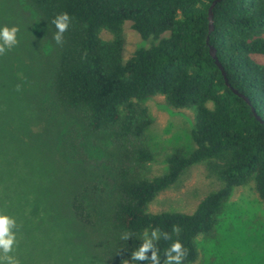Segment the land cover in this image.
<instances>
[{
  "label": "trees",
  "instance_id": "1",
  "mask_svg": "<svg viewBox=\"0 0 264 264\" xmlns=\"http://www.w3.org/2000/svg\"><path fill=\"white\" fill-rule=\"evenodd\" d=\"M212 1L0 0V25L19 28L18 44L0 55L13 61L0 85V113L7 112L6 99L19 98L29 129L44 124L35 130L32 153L54 161L52 137L43 133L56 128L67 159L53 165L50 180L26 203L11 209L9 197H0V205L9 200L10 210L2 209L19 227L34 225L37 264L49 253L56 264H126L137 237L151 228L171 235L159 242L161 264L174 240L184 247L182 264H191L197 238L212 233L235 186L253 180L264 200V64L255 58L264 55V0H216L210 28ZM62 12L72 23L57 46L51 20ZM126 22L149 44L124 58ZM158 94L173 108L193 110L194 146L175 148L165 172L149 176L152 118L143 101ZM79 142L89 164L70 161ZM200 162L218 188L191 212L149 210L159 192ZM19 227L25 243L29 229ZM125 232L132 240L120 239Z\"/></svg>",
  "mask_w": 264,
  "mask_h": 264
},
{
  "label": "rangeland",
  "instance_id": "2",
  "mask_svg": "<svg viewBox=\"0 0 264 264\" xmlns=\"http://www.w3.org/2000/svg\"><path fill=\"white\" fill-rule=\"evenodd\" d=\"M124 35V58L130 56L137 47L149 44V40L142 39L131 27L130 22L124 24ZM255 58L264 64V55H255ZM12 62L0 56V85L6 83L3 74L8 71ZM17 100H19L17 97L6 99L7 112L0 113V197H9L11 209L19 202L26 203L36 195L38 188L47 183L46 179L50 180L53 165H57V161H67L59 153V131L56 128L47 127L48 131L43 133L45 138L52 137L49 144L50 155L54 161L32 153L30 147H34L36 142V138L33 137L35 130H41L44 124L35 122L33 126L31 125L33 130L29 129V116L18 109L20 103L16 102ZM143 103L152 118L147 130V139L154 153V158L146 165V172L147 175L154 176L165 172V158L175 148L189 149L194 146L190 138L194 112L191 109L169 106L164 96L159 94L147 97ZM82 146L79 142L77 153L74 158L70 156V161L74 163L89 161L87 163L89 164L92 159ZM70 161L69 163H72ZM98 161H105V156L99 157ZM90 165L93 168V164ZM219 186L220 181L217 177L210 175L205 163L200 162L186 169L176 183L159 192L148 208L154 212L162 210L191 212L206 193ZM5 201L8 203L9 200L3 201L0 211L5 209L8 212L10 207L5 206ZM17 224L19 227L18 221ZM28 224L24 223V226L19 227H25V230L28 228L29 231L25 234L27 238L25 243L21 241L14 255L21 264H37L39 261L36 242L40 241L36 239L37 231H34V225ZM197 242L198 257L191 264H264V200L259 198L253 180L233 188L231 195L224 202L212 233L200 235ZM45 264H56L50 253L47 254Z\"/></svg>",
  "mask_w": 264,
  "mask_h": 264
},
{
  "label": "clouds",
  "instance_id": "3",
  "mask_svg": "<svg viewBox=\"0 0 264 264\" xmlns=\"http://www.w3.org/2000/svg\"><path fill=\"white\" fill-rule=\"evenodd\" d=\"M72 23V18L67 12L56 14L51 24L54 26L52 40L55 45L62 46L64 43V34L68 31ZM19 28L15 25H0V55L11 50L18 44ZM179 227H173V233L178 234ZM133 234L125 232L120 239L127 242L132 240ZM137 239L139 243L135 246L130 256L126 258V264L133 262H144V264H161L159 242L171 240V235L167 232H161L158 228H151L143 231ZM19 246L18 224L14 216L0 211V264H21V261L14 255ZM149 252L151 256L149 257ZM164 264H182L185 257V250L179 240H174L164 250Z\"/></svg>",
  "mask_w": 264,
  "mask_h": 264
},
{
  "label": "water",
  "instance_id": "4",
  "mask_svg": "<svg viewBox=\"0 0 264 264\" xmlns=\"http://www.w3.org/2000/svg\"><path fill=\"white\" fill-rule=\"evenodd\" d=\"M216 0H213L211 5L209 6L208 8V17H209V25H210V28H212V12H211V6L212 4L215 2ZM209 51H210V54L211 56L214 58V61L215 63L218 65V67L221 69L223 75L225 76V71L223 69V66L221 65V63L219 62V60L217 59V56L215 54V49L213 46H210L209 48ZM236 91V90H235ZM246 100L248 101V99L246 98Z\"/></svg>",
  "mask_w": 264,
  "mask_h": 264
}]
</instances>
